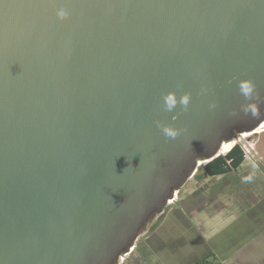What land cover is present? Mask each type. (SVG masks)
Wrapping results in <instances>:
<instances>
[{"label": "water", "instance_id": "1", "mask_svg": "<svg viewBox=\"0 0 264 264\" xmlns=\"http://www.w3.org/2000/svg\"><path fill=\"white\" fill-rule=\"evenodd\" d=\"M263 121L264 0H0V264H115Z\"/></svg>", "mask_w": 264, "mask_h": 264}, {"label": "crops", "instance_id": "2", "mask_svg": "<svg viewBox=\"0 0 264 264\" xmlns=\"http://www.w3.org/2000/svg\"><path fill=\"white\" fill-rule=\"evenodd\" d=\"M247 161L220 175L197 169L143 230L130 264H264V158Z\"/></svg>", "mask_w": 264, "mask_h": 264}, {"label": "trees", "instance_id": "3", "mask_svg": "<svg viewBox=\"0 0 264 264\" xmlns=\"http://www.w3.org/2000/svg\"><path fill=\"white\" fill-rule=\"evenodd\" d=\"M243 161L244 157L242 150L240 149L239 145L236 144L226 155H220L209 162H205V165L203 164L204 166L202 167V169L208 175H220L229 173L237 169L243 163ZM156 216L157 215H153L150 218V220L144 226L143 230L148 225V223ZM197 264H204V261Z\"/></svg>", "mask_w": 264, "mask_h": 264}, {"label": "rangeland", "instance_id": "4", "mask_svg": "<svg viewBox=\"0 0 264 264\" xmlns=\"http://www.w3.org/2000/svg\"><path fill=\"white\" fill-rule=\"evenodd\" d=\"M233 141L239 143V145H244L245 149H247L249 151L250 155L252 156L248 160L249 164L252 163V162L253 163H258L260 158H262V159L264 158V133L263 134H254V135H252L250 137H247V138H241V135H238ZM248 161H247V163H248ZM204 165H202V166H200L198 168V173L197 174L202 175V173H203L202 167ZM179 196H180V194L178 193L177 198ZM170 207H166L165 209H167V210L168 209H172L174 206H170ZM148 225L145 227V229L148 228ZM141 233L139 234V238H138V241L136 242L135 246H137L138 242L140 240H142V238L140 237ZM135 249H136V247L134 248V251H135ZM133 253H135V252H133ZM130 257L131 256L125 258L123 264H130V262H131L130 261Z\"/></svg>", "mask_w": 264, "mask_h": 264}, {"label": "built area", "instance_id": "5", "mask_svg": "<svg viewBox=\"0 0 264 264\" xmlns=\"http://www.w3.org/2000/svg\"><path fill=\"white\" fill-rule=\"evenodd\" d=\"M235 144H238L239 145V143L234 142V145ZM239 147L242 150L244 160H249L250 157H252L250 155L249 151L247 149H245V146L244 145H239ZM199 163L200 162H198V164ZM197 167H200V166L198 165ZM177 195H178V191H174L172 193V198L167 200V206H170V205L175 204V202L177 201ZM134 248H135V246L130 247L128 249V252H126V253L122 254L120 257H118V259H117V261H116L115 264H123L125 258L129 257L133 253Z\"/></svg>", "mask_w": 264, "mask_h": 264}, {"label": "bare ground", "instance_id": "6", "mask_svg": "<svg viewBox=\"0 0 264 264\" xmlns=\"http://www.w3.org/2000/svg\"><path fill=\"white\" fill-rule=\"evenodd\" d=\"M263 133H264V121L262 122V124L256 130H254L252 132H245V133H243L241 135V138H247V137H250V136H252L254 134H263ZM232 147H234V141L224 142L222 144V146H221V149H220V152L218 153V156H220V155H226L229 151H231ZM209 161H211V159L204 160V161H199L200 163L198 165L199 166H202L205 162H209Z\"/></svg>", "mask_w": 264, "mask_h": 264}, {"label": "clouds", "instance_id": "7", "mask_svg": "<svg viewBox=\"0 0 264 264\" xmlns=\"http://www.w3.org/2000/svg\"><path fill=\"white\" fill-rule=\"evenodd\" d=\"M65 15H66V13L63 11V10H61L59 13H58V16L60 17V18H64L65 17ZM243 89H244V92L245 93H249L250 91H251V86H250V84H248V83H245L244 85H243ZM182 102L184 103V104H187V97H184L183 98V100H182ZM167 103H168V108H169V110L172 108V106L174 105V100L172 99V97L171 96H169V97H167ZM164 132L167 134V135H169V136H175L176 135V133L174 132V131H172V130H170V129H168V128H165L164 129Z\"/></svg>", "mask_w": 264, "mask_h": 264}, {"label": "flooded vegetation", "instance_id": "8", "mask_svg": "<svg viewBox=\"0 0 264 264\" xmlns=\"http://www.w3.org/2000/svg\"><path fill=\"white\" fill-rule=\"evenodd\" d=\"M260 159H262V158H260ZM199 162V161H198ZM199 168V167H198ZM179 192V191H178Z\"/></svg>", "mask_w": 264, "mask_h": 264}]
</instances>
